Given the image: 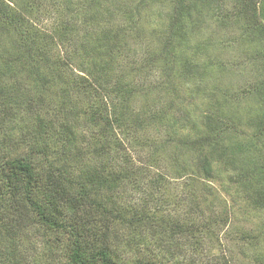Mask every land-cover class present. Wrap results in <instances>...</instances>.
I'll list each match as a JSON object with an SVG mask.
<instances>
[{"label":"trees","instance_id":"trees-1","mask_svg":"<svg viewBox=\"0 0 264 264\" xmlns=\"http://www.w3.org/2000/svg\"><path fill=\"white\" fill-rule=\"evenodd\" d=\"M39 1L43 3L0 0V264H169L184 253L183 247L194 252L195 240L210 230L159 219L117 196L136 178L129 168L128 147H143L136 139L137 146H130V133L138 132L143 122L164 123L161 114H134L130 103L136 88L123 84L125 75L111 74V54L119 50L121 37L99 32L94 39L105 53L90 55L94 65L79 68L53 54L71 40L72 23H59L48 33L38 22ZM46 1L56 13L60 11L56 0ZM232 2L230 21L242 23L240 35L264 49V0ZM189 3L173 1L169 35L157 62L167 78L176 72L183 82H200L195 95L208 97L210 106L198 115L192 114L193 106L192 119L187 111L182 115L183 123L185 117L190 121H186L190 132L181 138L174 128L178 122H169L168 143L196 153V166L205 179L217 162L228 163L250 205L264 212V68L258 80L241 86V91L219 92L222 76L200 63L202 45L191 47L187 40L192 29L186 20ZM181 47L191 49L190 56ZM145 57L141 71L154 62V57ZM260 59L264 65V52ZM67 72L73 76L67 77ZM205 79L209 96L202 93ZM214 98L225 108L209 112ZM77 99L85 105L80 108ZM243 110L253 116L242 122ZM84 129L94 132L85 137ZM189 133L197 137L190 139ZM239 137H245L244 142ZM115 158L121 166L113 165ZM148 241L157 254L148 251ZM33 242L42 245L41 252L31 249ZM162 251L165 256L160 258ZM127 252L131 259L123 258ZM254 264H264V256H257Z\"/></svg>","mask_w":264,"mask_h":264},{"label":"rangeland","instance_id":"rangeland-1","mask_svg":"<svg viewBox=\"0 0 264 264\" xmlns=\"http://www.w3.org/2000/svg\"><path fill=\"white\" fill-rule=\"evenodd\" d=\"M173 1L56 0L60 10L56 13L49 6V1L42 0L43 3L38 2V22L48 33L57 29L59 23H72L71 40L59 46L53 54L61 59H69V63L73 62L79 68L94 65L90 55L105 53V50L97 47L94 39L99 32H109V37L117 33L121 37V43L119 50L111 54L114 59L110 69L114 76L125 75L122 77L124 85L130 84L131 88H136L137 96L130 103L131 111L134 114L144 112L145 116L141 117L152 113L164 116V123L153 124L156 119L152 123L143 122L138 132L130 133V146L143 144V147H128L129 168L136 173V178L134 183L129 182L125 186V193H118L117 196H121L123 202L157 215L159 219L169 222L177 220L194 230H210L206 234H200L195 240L197 246L194 252L183 247L184 253L179 257L177 255V259L169 264H220L223 260L228 264H254L257 256H264V212L250 205L247 193L236 183L233 167L225 162H217L212 175L205 179L197 168V154L188 150L181 151L167 140L170 131L165 126L169 122H178L174 128L179 131L181 138V135L190 132V123L186 124L189 119L185 117L183 123L180 120L182 115L187 111L192 119V114L198 115L205 111V107L210 106L206 105L208 97L195 95V87L200 82L195 84L190 79L183 82L176 72L173 77L167 78L162 73L163 65L157 62L158 52L169 35V13ZM189 1L186 5L189 8L186 20L188 28L192 29L187 40L191 47L197 43L202 45L204 50L200 51V63L209 65L211 70H217L222 76V88L219 92L229 90V93H235L242 90L241 86L255 83L263 72L264 65L259 57L264 49L258 42L253 44L240 35L242 23L230 21L228 15H231L232 0H211L203 4L195 0ZM204 41H207L206 45L202 44ZM189 50L191 49L180 48L187 56H190ZM147 54L154 57V62L141 71ZM102 57L103 55L98 59ZM218 64L221 66L217 67ZM66 76L70 78L73 74L67 72ZM201 86L205 90L199 93L211 95L208 92L210 84L206 79L201 82ZM241 100L243 101V97ZM105 101L108 102L109 99L106 98ZM215 102V98L209 101L213 103L209 112L219 106L225 108L221 101ZM75 103L80 104V108L85 105L79 99ZM192 107L194 110L191 114ZM227 109L234 111L230 106ZM165 110L169 112L165 113ZM246 110H243L245 116L242 122L253 116L252 113H246ZM238 116L239 114L235 117ZM196 122L200 125L199 121ZM91 132L94 131L84 129L82 133L86 137ZM239 132L241 131L236 133ZM191 133L187 135L188 138L197 137L195 134L192 138ZM81 138V135L78 136V144L81 143ZM239 138L244 142L245 137ZM261 147L264 151V144ZM151 153L153 157H149ZM112 163L121 166L122 161L115 158ZM207 223H210L209 228ZM199 233L200 231L197 235ZM33 243L31 249L41 252L42 245ZM146 243L147 250L157 254L155 247L149 241ZM159 255L160 258L165 256L164 251ZM123 258L131 259L132 255L127 252Z\"/></svg>","mask_w":264,"mask_h":264}]
</instances>
